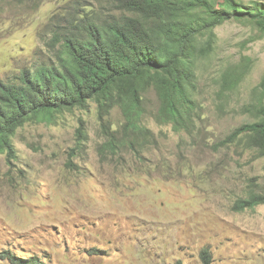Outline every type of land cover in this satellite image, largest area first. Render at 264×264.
Returning a JSON list of instances; mask_svg holds the SVG:
<instances>
[{"label": "rangeland", "instance_id": "rangeland-1", "mask_svg": "<svg viewBox=\"0 0 264 264\" xmlns=\"http://www.w3.org/2000/svg\"><path fill=\"white\" fill-rule=\"evenodd\" d=\"M87 5L108 0H0V87L54 63V33ZM216 34L214 52L198 60L188 128L158 121L154 89L143 101L147 135L125 129L119 107L101 119L94 102L19 127L14 152L0 153V253L50 264H264V204L233 209L251 190L264 193V157L220 144L264 99V35L235 19ZM244 56L250 72L221 94L225 67ZM110 134L114 150L103 147ZM0 264L12 263L0 254Z\"/></svg>", "mask_w": 264, "mask_h": 264}, {"label": "trees", "instance_id": "trees-1", "mask_svg": "<svg viewBox=\"0 0 264 264\" xmlns=\"http://www.w3.org/2000/svg\"><path fill=\"white\" fill-rule=\"evenodd\" d=\"M94 8L87 5L71 17V27L54 33L52 40L60 45L54 63L24 72L18 82L2 83L0 153L14 152L13 137L25 123L53 120L65 110L88 108L90 102L97 104L101 119L119 107L125 129L147 135L149 128L141 121L150 89L160 100L158 121L188 128L198 105V60L214 52L216 28L235 19L254 24L264 35V3L255 0H108ZM251 60L244 56L225 67L221 94L239 87ZM245 108L254 120L236 127L220 144H239L264 157V99ZM79 131L85 135L83 127ZM116 142L110 134L103 147L114 150ZM261 204L264 193L251 190L233 209ZM0 254L12 264H50L37 256Z\"/></svg>", "mask_w": 264, "mask_h": 264}]
</instances>
